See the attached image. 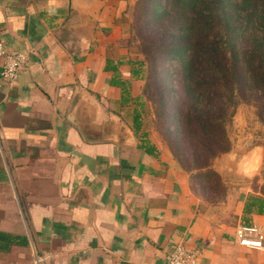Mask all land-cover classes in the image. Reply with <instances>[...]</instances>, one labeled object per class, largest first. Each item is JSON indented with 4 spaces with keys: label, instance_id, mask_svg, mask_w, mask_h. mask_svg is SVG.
I'll return each instance as SVG.
<instances>
[{
    "label": "crops",
    "instance_id": "crops-1",
    "mask_svg": "<svg viewBox=\"0 0 264 264\" xmlns=\"http://www.w3.org/2000/svg\"><path fill=\"white\" fill-rule=\"evenodd\" d=\"M130 3L0 0V35L27 53L14 83L0 74V264H166L179 242L200 248V264H264L236 237L241 223L264 229V144L201 169L146 129L143 145Z\"/></svg>",
    "mask_w": 264,
    "mask_h": 264
},
{
    "label": "trees",
    "instance_id": "trees-1",
    "mask_svg": "<svg viewBox=\"0 0 264 264\" xmlns=\"http://www.w3.org/2000/svg\"><path fill=\"white\" fill-rule=\"evenodd\" d=\"M136 9L145 16L137 19L142 52L130 57L132 76L144 81L135 129L144 131L145 106L156 96L155 121L170 134L164 141L176 158L187 169L209 168L231 149L227 123L240 100L252 102L264 122V0H138ZM164 54L179 62L168 74L172 83L153 75Z\"/></svg>",
    "mask_w": 264,
    "mask_h": 264
},
{
    "label": "rangeland",
    "instance_id": "rangeland-1",
    "mask_svg": "<svg viewBox=\"0 0 264 264\" xmlns=\"http://www.w3.org/2000/svg\"><path fill=\"white\" fill-rule=\"evenodd\" d=\"M131 1L129 5V12L127 15V27L128 28L126 35L124 37V45L127 50V56L129 57H136L137 54L141 51L142 45L140 44V34H139V26L137 19L139 17H144L143 11H139L136 9V3L138 0H128ZM153 0H150L152 2ZM166 1L167 0H163ZM154 7V5L152 6ZM132 21V22H131ZM158 25H155L152 27L156 28ZM151 29V28H150ZM125 50V51H126ZM156 67L157 70L154 68L153 75L156 78H160V73L162 72V78H167L168 83H172V79L170 76H168L169 72L177 71L178 69V60L176 57H173L172 59L168 58L166 54L161 56L158 60H156ZM163 70L166 71V73H163ZM175 71V72H176ZM155 91H157L156 87L154 86L153 94L155 96ZM144 99H146V96L144 95ZM156 100V96H155ZM151 103L149 102L147 106H145L146 110H144V121L142 123L143 129H146L149 131L150 134H152V138L155 141H162L163 143L164 138L168 137L170 138V134L163 135L161 131L159 130V125L155 121V105L154 101ZM171 109L173 108V101L170 102ZM169 106V107H170ZM170 115L168 116L169 119ZM161 127V126H160ZM164 127V124H162V128ZM175 127V126H174ZM227 133L231 140V149L233 147H238L242 151L249 150L250 147L253 146V144H264V122L259 118L257 107L252 102H245L244 100H240L237 103V106L235 107V113L232 116L231 120L227 123ZM166 144V142H165ZM230 149V150H231ZM229 150V151H230ZM264 151H263V159L261 163V168L259 171V177L264 183ZM217 178L213 176V178L210 177L209 179V186L211 188L215 189V192H218V185L216 182Z\"/></svg>",
    "mask_w": 264,
    "mask_h": 264
},
{
    "label": "built area",
    "instance_id": "built-area-1",
    "mask_svg": "<svg viewBox=\"0 0 264 264\" xmlns=\"http://www.w3.org/2000/svg\"><path fill=\"white\" fill-rule=\"evenodd\" d=\"M0 56L4 61L1 76L8 83H14L27 61V53L9 48L0 35ZM236 237L240 245L264 249V229L257 224L241 223L236 228ZM201 250L197 245L185 242L176 243L166 256V264H200Z\"/></svg>",
    "mask_w": 264,
    "mask_h": 264
},
{
    "label": "water",
    "instance_id": "water-1",
    "mask_svg": "<svg viewBox=\"0 0 264 264\" xmlns=\"http://www.w3.org/2000/svg\"><path fill=\"white\" fill-rule=\"evenodd\" d=\"M80 121V120H79ZM80 125L84 131V133L87 135V137L89 139H97L99 138V130L98 131H93V130H90L88 127H87V124H85V122L83 120L80 121Z\"/></svg>",
    "mask_w": 264,
    "mask_h": 264
}]
</instances>
